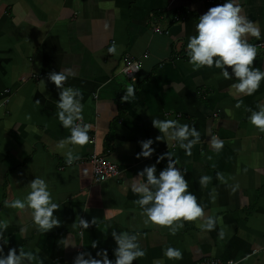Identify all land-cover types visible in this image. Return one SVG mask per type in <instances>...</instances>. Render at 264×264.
<instances>
[{
	"label": "crops",
	"instance_id": "1",
	"mask_svg": "<svg viewBox=\"0 0 264 264\" xmlns=\"http://www.w3.org/2000/svg\"><path fill=\"white\" fill-rule=\"evenodd\" d=\"M223 3L0 0V105L8 101L0 108V218L9 221L5 254L23 246L34 253L35 264H74L80 252L96 257L107 249L115 260V230L140 237L146 254L133 264H155L157 259L162 264H200L210 258L264 264V131L250 122L247 110L264 103V81L254 94L234 96L229 89L235 78L218 77L221 70L214 66L196 70L188 59L187 43L196 34L198 17ZM241 3L264 37V0ZM113 42L118 54L108 51ZM251 42L264 39L251 37ZM127 56L141 63L136 82L120 73ZM254 63L264 71V49L258 48ZM65 68L76 73L65 86L82 91L84 122L92 124L89 135L94 139L93 144L70 145L80 156L72 165L57 149L58 141L71 133L56 115L59 89L48 79L50 72ZM129 85L136 95L123 101ZM153 118L194 124L200 140L191 155L154 127ZM213 136L224 141L222 149L213 148ZM147 138L156 141V153L137 159L139 141ZM167 151L178 157L177 167L186 169L189 191L206 213L195 221L181 218L183 227L174 234L172 226L146 223L131 191L138 171ZM94 153L116 164L119 176L95 182L89 162ZM166 164L167 158L157 167ZM203 175L212 178L206 187L199 182ZM36 176L48 181L61 205L54 212L60 224L48 232L37 229L31 209L4 203L26 196ZM208 217L217 221L210 231L201 227ZM80 218L89 221L88 229L79 226ZM69 235L75 245L64 247L61 240ZM170 246L181 249L183 258L166 257Z\"/></svg>",
	"mask_w": 264,
	"mask_h": 264
},
{
	"label": "clouds",
	"instance_id": "2",
	"mask_svg": "<svg viewBox=\"0 0 264 264\" xmlns=\"http://www.w3.org/2000/svg\"><path fill=\"white\" fill-rule=\"evenodd\" d=\"M196 34L188 39V59L194 69L202 67H215L220 69L217 76L226 80L235 78L229 91L235 96L237 94L252 95L264 81V71L254 62L258 56V45L251 42V37L257 40L262 37L261 28L258 22L251 20L245 13L241 0H224L223 4H216L198 17L195 26ZM109 53L118 54L115 42L108 48ZM231 69V70H229ZM76 73L72 68H65L62 71H52L48 79L55 83L59 89V99L56 100V115L62 126L70 130V135L59 140L57 149L65 156L66 162L72 165L75 160L80 159L70 145L83 146L92 142L89 133L93 129L92 124L84 122L83 93L79 88L65 86L70 76ZM136 95L134 85H129L123 101H129ZM240 101L236 107L241 106ZM258 110L248 108L251 112L250 122L264 131V103L257 105ZM30 118V117H29ZM153 126L160 130L171 141H177L187 155H191L192 148L200 140V132L195 125L181 124L175 119L153 118ZM161 140V136L156 137ZM156 141L152 138L140 140L141 151L136 153L137 159L151 158L156 153L153 147ZM211 144L214 149L223 148L224 141L213 136ZM167 158V164L163 169L158 165ZM179 159L175 153L167 151L157 156L155 163L146 165L139 170L131 182V191L137 194L135 204L139 205L141 213L146 215V223L156 225L172 226L170 231L174 234L183 227V220L195 221L205 216V206L198 202L197 196L189 191V182L186 169L177 167ZM221 181L226 182L222 173H217ZM211 177L203 175L200 184L207 186ZM30 191L23 198H16L5 201V206L15 209H31L33 223L41 232H48L54 226L60 224L58 216L54 215L55 210L61 205L55 201L48 181L42 176H36L28 184ZM239 188V184L233 187V192ZM215 189H213V192ZM211 199L215 201L216 196ZM179 222V223H177ZM216 218L208 217L206 223L201 225L203 229L213 230L216 227ZM91 223H96L93 219ZM175 225V226H173ZM178 225V227H177ZM79 226L88 229L90 223L87 219L80 218ZM9 227V221L0 218V264H35L36 256L31 250H25L20 246L19 252L15 247L9 248L4 253V246L9 243L5 235ZM23 231V229H21ZM82 234V233H81ZM219 235L223 237L224 231ZM112 236L117 243L114 249L115 260L109 258L107 249L98 251L96 257L91 252H80L74 264H133V261L145 256V249L141 246L140 237L136 233L128 231L117 232L113 230ZM64 247L75 245L72 236L61 240ZM96 247V242L92 243ZM164 255L169 259H182L183 252L176 247H167ZM85 256L88 258L85 259ZM155 264H162L157 259Z\"/></svg>",
	"mask_w": 264,
	"mask_h": 264
},
{
	"label": "built area",
	"instance_id": "3",
	"mask_svg": "<svg viewBox=\"0 0 264 264\" xmlns=\"http://www.w3.org/2000/svg\"><path fill=\"white\" fill-rule=\"evenodd\" d=\"M197 1L214 3L217 0H197ZM256 44L258 45L259 49H264V42H259ZM140 70H141V63L127 56V58L125 59V63L120 70V73L128 80L136 82L140 74ZM7 102L8 101H4L0 105V108L6 106ZM90 143L91 144L94 143L93 138H92V142ZM89 162L92 166V173L95 182H99V183L105 182L111 178L118 177L120 174L119 167L103 155L94 153L89 157ZM200 264H237V263L233 260L222 261L219 259L210 258L203 260Z\"/></svg>",
	"mask_w": 264,
	"mask_h": 264
}]
</instances>
